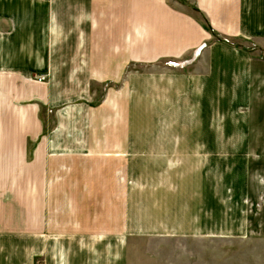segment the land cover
<instances>
[{"label": "rangeland", "instance_id": "1", "mask_svg": "<svg viewBox=\"0 0 264 264\" xmlns=\"http://www.w3.org/2000/svg\"><path fill=\"white\" fill-rule=\"evenodd\" d=\"M244 14V37L198 16L207 43L228 49L215 69L205 43L188 58L128 63L117 83L51 87L41 109L30 90L15 107L0 90V148L12 147L11 161L0 149V264H264V0ZM100 144L117 148L103 150L118 153L107 167L54 159ZM40 150L54 160L42 171L51 194L37 187L45 175L26 183ZM73 183L89 185L88 196ZM69 207L78 228L63 222ZM87 225L103 233L81 232Z\"/></svg>", "mask_w": 264, "mask_h": 264}, {"label": "crops", "instance_id": "2", "mask_svg": "<svg viewBox=\"0 0 264 264\" xmlns=\"http://www.w3.org/2000/svg\"><path fill=\"white\" fill-rule=\"evenodd\" d=\"M249 3L250 0H36V14L31 8L34 4L31 0H0V90L8 97L7 103L14 107L29 97L30 90L41 101V109L53 99L51 87L71 86L79 79L117 83L128 63L147 65L163 59L188 58L195 50L202 51L205 43L210 47L207 50L212 60L210 68L215 69L216 52L228 49H222L223 42L207 43L212 34L200 25L198 16L216 34L244 37L248 34L247 29H251L244 14ZM33 60L42 61H37L36 64L43 67L36 72L31 71ZM45 75L46 83L41 80ZM15 111L22 117L30 115L23 109ZM31 115L35 119V112ZM38 115V127L47 132L43 128L48 123L41 114ZM114 148L100 144L94 146L93 150H99L97 153L57 155L54 159L65 157L68 159L60 160L91 168L107 167V162L113 155L117 159L118 153L112 155L103 150ZM0 149L4 152L3 159L11 161V144ZM42 152L34 155L33 172L26 175V183L40 182L45 175L44 184L37 187L42 193L51 194L49 176L42 171L44 165L50 168L54 160L44 162ZM82 175L90 179L86 174ZM113 181L120 185L123 179L119 176ZM71 186L73 193L77 191V195L88 196L89 185H82L84 191H80L76 183ZM122 191L120 185L116 193ZM70 208L64 214V218L69 217L67 223L63 222L78 228L79 223L72 217L75 213ZM114 230L112 234L124 229L119 226ZM80 231L103 233L96 232L91 225L80 227Z\"/></svg>", "mask_w": 264, "mask_h": 264}]
</instances>
